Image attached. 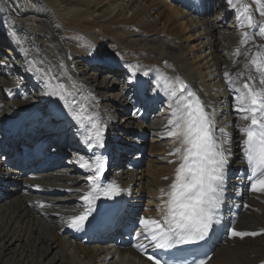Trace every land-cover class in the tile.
<instances>
[{
    "label": "bare ground",
    "instance_id": "bare-ground-1",
    "mask_svg": "<svg viewBox=\"0 0 264 264\" xmlns=\"http://www.w3.org/2000/svg\"><path fill=\"white\" fill-rule=\"evenodd\" d=\"M242 3L255 20L264 22L255 12L260 4ZM239 9L236 0L232 4L228 0H0V264H151L140 253L154 247L145 239L139 219L162 217L161 200L166 197L161 189L167 190L174 179L176 164L169 161L176 158L169 153L175 143L167 136L169 107L155 121L138 110L173 103L171 91L175 88L178 94L180 87L175 84L177 76L215 114L217 128L232 132L234 155L227 172L223 219L212 231L214 255L206 264H264V234L229 237L232 229L264 230V193L249 190L237 128L244 122L233 110L235 93L224 77L226 71L233 75L244 71L246 62L243 55L233 56L245 31L238 27L237 16H244ZM212 13L218 21L212 20ZM230 16L232 22L227 24ZM261 45L260 37L249 42V58L258 49L264 55ZM33 58L45 61L40 66L51 67L76 102L85 104L89 115L102 122L107 148L97 147L93 157H112L114 168L107 182L119 186L122 198L117 222L105 231L93 234L86 227L80 231L68 227L69 217L84 206L80 196L88 191L90 176L74 155L94 159L83 153L88 147L85 129L72 121L62 101L45 94L49 89L39 75L28 71L27 61ZM109 64L119 71L106 67ZM126 65L138 69L136 86L128 83ZM68 77L77 89H71ZM239 83L242 86L243 81ZM120 113L126 121L117 123ZM43 126L52 130H42ZM28 128L30 138L15 143ZM146 132L163 137L151 147L155 153L144 159L141 138ZM68 134L76 143L70 145L75 149L69 158L64 159L66 150L53 155L58 151L54 148L37 167L32 166L55 138L69 142ZM120 151L134 170L122 167ZM10 152L18 154L16 162L6 160ZM137 197L145 198L153 210L144 206L143 212L136 211L132 204ZM129 233L134 235L131 243L125 238Z\"/></svg>",
    "mask_w": 264,
    "mask_h": 264
},
{
    "label": "snow or ice",
    "instance_id": "snow-or-ice-1",
    "mask_svg": "<svg viewBox=\"0 0 264 264\" xmlns=\"http://www.w3.org/2000/svg\"><path fill=\"white\" fill-rule=\"evenodd\" d=\"M230 4L233 0H228ZM239 11L244 16H237L238 27L245 28L241 33L240 47L233 52L234 57L243 55L244 71L235 75L224 73L225 83L235 93L233 96V110L239 114L240 123L237 125L240 133L241 162L247 165L246 178L250 184V191L264 193V55L259 49L249 58L247 45L256 37L264 39V22L255 20L249 12L248 5L242 0ZM261 6L255 9L259 17L264 19V0H254ZM252 30V31H248ZM11 37L20 43L17 33L10 32ZM264 47V45H261ZM28 71H35L49 89L45 94L63 102V108L77 126L83 127L87 133L84 139L90 148L104 147L101 123L95 114L89 115L88 108L83 103H77L73 92L56 75L51 67L42 68L45 61L31 59L27 61ZM239 60H233V64ZM129 71L128 83L136 86L138 69L126 65ZM61 68L63 65L61 64ZM250 69H254L256 75ZM245 73L247 75L245 76ZM243 81L242 86L240 81ZM71 89H77V84L68 77ZM179 85L178 94L175 88L171 91L173 103L168 125L170 130L167 136L172 138L175 147L169 155L175 156L174 179L167 190L161 189L162 217L154 219L140 217L139 224L144 229L145 239L151 242L155 249H176L177 246L194 245L205 241L210 233L221 224V207L225 201L227 172L231 166L233 152L232 132L227 127L217 128L214 113L207 111V105L200 97L183 84L180 77L175 78ZM71 97V99H69ZM80 167L93 174L88 177L90 186L80 200L83 208L78 215L69 217L67 223L70 229L80 231L85 228L89 217L95 211L96 201L103 196L109 200L120 194L121 189L115 182L104 185L101 176L104 172V163L101 157L86 161L80 157ZM167 179V177H165ZM239 194V193H237ZM41 207L44 205L41 204ZM261 232H247L230 230V238L256 237ZM140 235V233H138ZM139 247H143L140 245ZM148 259L153 264H162L155 255ZM163 264H170L164 261ZM186 264V262H185ZM192 264H197L193 261ZM198 264H205L200 260Z\"/></svg>",
    "mask_w": 264,
    "mask_h": 264
},
{
    "label": "rangeland",
    "instance_id": "rangeland-1",
    "mask_svg": "<svg viewBox=\"0 0 264 264\" xmlns=\"http://www.w3.org/2000/svg\"><path fill=\"white\" fill-rule=\"evenodd\" d=\"M214 15H215L214 13L211 14L212 20L213 21H218L219 19L217 20ZM230 22H232V17L231 16L226 18V23L228 24ZM161 37H163V36H161ZM106 67H113V66L109 64V65H106ZM113 70L119 71V67L114 66L113 67ZM137 81L138 80H136V82ZM137 89H139V87ZM167 108H168V106L164 104V105H162L158 109H152V107H146V108L142 109L143 111L140 109V110H138V112L141 113V115L144 116L149 121H151V120H154L155 121V120L161 119V117L164 115V113H166V109ZM123 117H124L123 114L120 113L119 116L117 117V120H116L117 123H120V121L122 119H123V122L126 121ZM41 128H43L42 130L52 129L51 127L49 128L48 126H43ZM53 130H56V128H53ZM28 132H29V128L27 130H24L21 134H19L18 135L19 137L17 139L15 138L16 139V142L15 141L14 142L17 143V144L18 143L19 144H22L24 141H27L30 138ZM161 137H163V135L160 136V137H158V136H153L152 137V135L150 134V132H146V134H144V136H142V138H141V141H142L141 150H142V155L144 156V159L147 157L148 153H150L151 155H153L152 153H155L154 151L151 152V150H152L151 147L152 146H155V145H159L158 143H160L159 141L161 140ZM67 138H68L69 142H67V140H65V139H62V141L60 142V141H57L58 138H55L54 140H52V142L49 145H46L45 146L44 150H46V152L47 151H51L52 152L53 151L52 149L58 148L57 149L58 151L55 153L56 155L57 154L59 155V152H61L63 150L64 151L66 150V152H65L66 153V157L64 159L69 158V153H71L75 149V148L70 147V145H73V144H76V143L73 142V138L71 137L70 134H68ZM119 154L120 155L118 156V158L122 161V167L126 168V166L128 165L127 164L128 163V160L125 159L126 153H124L123 151H120ZM17 156H18L17 153L10 152V154L6 157V160H10V161L16 162V160L18 158ZM110 158L112 159V157H110ZM41 159H42V157L36 158V160L34 161V163L32 164V166L33 167H37L39 165L38 163L40 162ZM111 163H112V167L114 168V166H113V159H112V162ZM234 198H236V197L234 195H232L231 196V200L234 201ZM238 201L239 200H237V201L235 200L234 203H238ZM146 203L147 202H146V199L145 198L142 199L140 197H137L136 200L134 201V204H132V205H133V207H134V209L136 211H140V212H143L144 211V206L145 207H148L149 209L151 208L150 210H153V207L150 206L149 204H147L148 206H146ZM115 222H117V219L115 220ZM127 242L128 243H131L132 241H129L128 240Z\"/></svg>",
    "mask_w": 264,
    "mask_h": 264
}]
</instances>
